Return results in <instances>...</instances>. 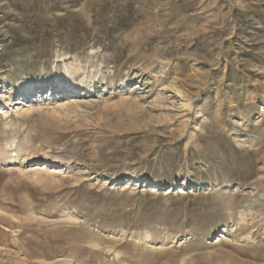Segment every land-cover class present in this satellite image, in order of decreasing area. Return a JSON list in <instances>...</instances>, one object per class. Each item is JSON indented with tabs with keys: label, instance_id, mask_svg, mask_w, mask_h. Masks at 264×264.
Masks as SVG:
<instances>
[{
	"label": "rangeland",
	"instance_id": "obj_1",
	"mask_svg": "<svg viewBox=\"0 0 264 264\" xmlns=\"http://www.w3.org/2000/svg\"><path fill=\"white\" fill-rule=\"evenodd\" d=\"M0 264H264V0H0Z\"/></svg>",
	"mask_w": 264,
	"mask_h": 264
},
{
	"label": "bare ground",
	"instance_id": "obj_2",
	"mask_svg": "<svg viewBox=\"0 0 264 264\" xmlns=\"http://www.w3.org/2000/svg\"><path fill=\"white\" fill-rule=\"evenodd\" d=\"M78 95V94H77ZM71 99V98H70ZM73 99V98H72Z\"/></svg>",
	"mask_w": 264,
	"mask_h": 264
}]
</instances>
